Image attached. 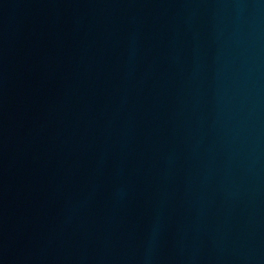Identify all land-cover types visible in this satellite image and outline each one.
I'll use <instances>...</instances> for the list:
<instances>
[{
    "label": "water",
    "instance_id": "obj_1",
    "mask_svg": "<svg viewBox=\"0 0 264 264\" xmlns=\"http://www.w3.org/2000/svg\"><path fill=\"white\" fill-rule=\"evenodd\" d=\"M0 264H264V0H0Z\"/></svg>",
    "mask_w": 264,
    "mask_h": 264
}]
</instances>
